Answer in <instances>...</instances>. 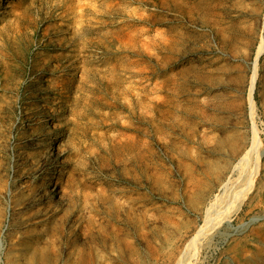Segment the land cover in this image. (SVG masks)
<instances>
[{"label":"rangeland","instance_id":"rangeland-1","mask_svg":"<svg viewBox=\"0 0 264 264\" xmlns=\"http://www.w3.org/2000/svg\"><path fill=\"white\" fill-rule=\"evenodd\" d=\"M11 1L0 264H264V0Z\"/></svg>","mask_w":264,"mask_h":264},{"label":"bare ground","instance_id":"bare-ground-1","mask_svg":"<svg viewBox=\"0 0 264 264\" xmlns=\"http://www.w3.org/2000/svg\"><path fill=\"white\" fill-rule=\"evenodd\" d=\"M10 1L11 0H9V4L5 8H8V7L11 6L10 5ZM16 19H17V22H18L21 19V15H19ZM109 31H111V30H109ZM115 34H116V37L119 38L120 41H121V39H122V33L119 32V31H117ZM125 45H127V44L125 43ZM47 71L48 70H46V72ZM39 77H44V74L43 73L40 74ZM234 151H235V156H237L238 154H241L242 155L241 156L242 158L240 159V161L238 162V164L234 166V174L235 175H233L232 177L230 176L231 178H229L226 181V186H225L224 189H228L229 187H232V189H235V192H234V194L232 195V197L230 199L228 198L229 199L228 200V203H227L228 205L225 208V210L222 212L220 218L218 219L219 221L223 220L226 215L230 214V212L232 214V212H233V210L235 208H239L241 206V204L243 203V201L247 198V195L255 187L257 175L259 174L260 168L262 166L261 157L264 155V150H259L258 147L255 144H253L249 148H246L244 150V153L242 154V150L241 149H238L237 148V144L235 143L234 144ZM225 192H226V190H225ZM230 193H231V191H230ZM225 199H227V198H225ZM219 201H218V203H219ZM213 206H214V204L211 205V207H210L209 210H211V208ZM222 207H224V206H222Z\"/></svg>","mask_w":264,"mask_h":264}]
</instances>
